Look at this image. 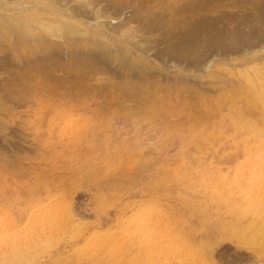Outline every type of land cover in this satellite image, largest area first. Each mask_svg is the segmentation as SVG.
Segmentation results:
<instances>
[{
  "label": "rangeland",
  "instance_id": "obj_1",
  "mask_svg": "<svg viewBox=\"0 0 264 264\" xmlns=\"http://www.w3.org/2000/svg\"><path fill=\"white\" fill-rule=\"evenodd\" d=\"M0 264H264V0H0Z\"/></svg>",
  "mask_w": 264,
  "mask_h": 264
},
{
  "label": "bare ground",
  "instance_id": "obj_2",
  "mask_svg": "<svg viewBox=\"0 0 264 264\" xmlns=\"http://www.w3.org/2000/svg\"><path fill=\"white\" fill-rule=\"evenodd\" d=\"M14 23V22H13ZM15 24V23H14ZM13 26V25H12ZM14 28V27H13ZM10 29V28H9ZM15 29V28H14ZM16 29H18V28H16ZM25 40V39H24ZM257 98V97H256Z\"/></svg>",
  "mask_w": 264,
  "mask_h": 264
}]
</instances>
